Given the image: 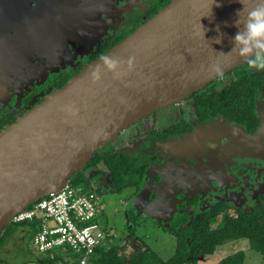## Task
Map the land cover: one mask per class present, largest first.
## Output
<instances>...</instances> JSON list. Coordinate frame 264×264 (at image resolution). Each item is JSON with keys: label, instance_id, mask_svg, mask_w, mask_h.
Segmentation results:
<instances>
[{"label": "flooded vegetation", "instance_id": "af4514ba", "mask_svg": "<svg viewBox=\"0 0 264 264\" xmlns=\"http://www.w3.org/2000/svg\"><path fill=\"white\" fill-rule=\"evenodd\" d=\"M169 1L0 0V105L6 103L0 108V130L121 42ZM248 67L245 69L253 74L263 72ZM233 71L129 125L134 131L125 141L114 142L127 127L113 141L100 146L93 157L98 154L101 160L87 166L92 157L82 171L94 174V182L102 178L105 185L98 181L95 187L96 182L93 185L83 174L86 186L99 197V190L104 189L120 193L127 190V198H132L147 182L151 194L144 206L169 229L180 216L178 229L188 228L196 214L220 206L228 214L259 207L264 191V159L246 150L248 144L243 141L264 124V84L256 90V115L248 123L246 117L235 121L222 113L204 117L193 101L194 95L199 97L207 89V93L220 91ZM25 74L36 77L26 79ZM231 125L235 127L230 131ZM184 136H191L188 145L183 150L181 146L176 148ZM233 141L245 150L230 152ZM129 145L135 148L133 154L126 151ZM114 154H122L142 169L137 184L119 191L104 159ZM128 211L134 214L133 208ZM221 215L211 217L209 226Z\"/></svg>", "mask_w": 264, "mask_h": 264}, {"label": "water", "instance_id": "95a60500", "mask_svg": "<svg viewBox=\"0 0 264 264\" xmlns=\"http://www.w3.org/2000/svg\"><path fill=\"white\" fill-rule=\"evenodd\" d=\"M259 2L170 0L0 130V234L13 214L62 188L126 127L246 63L252 54L241 57L234 38ZM263 134L264 124L246 139Z\"/></svg>", "mask_w": 264, "mask_h": 264}, {"label": "trees", "instance_id": "16d2710c", "mask_svg": "<svg viewBox=\"0 0 264 264\" xmlns=\"http://www.w3.org/2000/svg\"><path fill=\"white\" fill-rule=\"evenodd\" d=\"M244 65L234 69V75L220 91L214 90L207 93L209 91L207 89L205 91L207 95L205 92L199 97L194 95L193 101L200 113L205 115L204 117L212 113H222L227 114V118L230 120L243 121L242 118L244 117L248 119L247 123L253 120L256 115L255 94L257 88L264 84V70L260 74H253L248 72ZM104 159L108 170L118 183L119 191L129 184L134 185V183L139 182L142 169L134 167L133 162L123 157L122 154L107 155ZM100 160L101 156L95 154L87 166L96 165ZM82 170L75 173L78 178L77 181L82 184L75 181L72 183L87 187V180L83 176ZM260 199L262 204L259 207L250 211H239L233 215L228 214L224 206L207 213H198L188 228L178 229L182 223V216L174 219L170 224V229H165L177 241L172 256L167 260L161 259L142 243L143 240L138 237L135 231V226L140 217L129 211L128 223L131 226L127 224V230L131 235L127 238V241L134 247L131 253L124 254L120 251L122 247L114 243V233V235L111 234L107 237L106 245L96 249L90 264H197L199 258L213 254L217 246L225 242L238 240H247L251 250H255L264 256V191ZM220 213H222V219L218 226L215 228L209 226L211 217L213 218ZM22 224L28 226L31 239L36 230V223L25 221ZM244 259V251L239 250L221 258L216 264H243ZM36 261L41 264H54L57 261L61 264H68L65 259L58 255L54 257L44 255L41 258H36Z\"/></svg>", "mask_w": 264, "mask_h": 264}, {"label": "rangeland", "instance_id": "374dc122", "mask_svg": "<svg viewBox=\"0 0 264 264\" xmlns=\"http://www.w3.org/2000/svg\"><path fill=\"white\" fill-rule=\"evenodd\" d=\"M247 65H244L246 68ZM254 68H249L251 70ZM26 73V72H25ZM26 79H31L33 76L31 74H25ZM228 78V76H227ZM5 102L0 105V108L4 107ZM173 108V107H172ZM164 111V110H163ZM235 126H230V131ZM128 129V130H127ZM125 132H122L121 135L114 141H121L122 139L125 141L126 136H129L134 131L133 127H127ZM264 135V134H263ZM125 137V138H124ZM191 136H184L183 140H180V144H175L176 148L181 146L182 150L184 149V145L189 143ZM244 143L248 144L246 150H252L254 155L264 159V136L256 139V142L248 141L245 139ZM121 143V142H120ZM234 143V141H233ZM124 144V142H123ZM140 145H143V142H140ZM232 146L229 150L233 153H242L245 149L238 143L230 144ZM140 147V146H139ZM135 148L132 145L127 146L126 151L129 154L134 153ZM181 150V151H182ZM177 152V151H176ZM178 153V152H177ZM86 170V168H85ZM153 173V170H151ZM82 173L89 178L93 185L98 187V181L101 184L105 185V182L102 178L100 179H92L91 176L94 174H90V172L82 171ZM87 174V175H86ZM77 176L73 174L69 180L71 182L77 181ZM81 181V180H79ZM79 184H82L78 182ZM150 184L144 182L141 191L132 198H127V195L130 192H126L127 190H123L120 192H106V190H99L100 193V203H101V213L98 218L99 224L103 228L113 230L115 233L114 243L120 245L122 248L121 252L124 254H130L132 251V245L127 241V238L130 237V233L128 232V225L131 226L128 222V210L129 208H133L134 215L140 216L138 219V223L135 226V231L138 237H141L143 240L142 243L149 247L153 252H155L161 259L167 260L170 258L176 248V239L170 234L169 231H165L169 226L162 227V222L156 216H151L148 213V207L144 206L145 203L149 202V196L151 194ZM106 192V193H105ZM169 194H165V197H168ZM149 214V215H148ZM234 213L230 211V215ZM154 219V220H153ZM222 217L218 216L211 223V227L215 228L218 226ZM157 220V221H155ZM128 224V225H127ZM242 250L245 253V259L243 264H263L264 256L255 250H251L249 248V244L247 240H238V241H229L225 242L222 245L217 246L216 250L213 254L209 256H205L204 258H199L197 264H216L221 258L225 257L228 254L234 253L236 251ZM44 253H39L35 251L33 248L28 226L26 224L21 223H9L4 227L0 234V263L2 264H41L36 261V258L43 257ZM54 264H61L57 261Z\"/></svg>", "mask_w": 264, "mask_h": 264}, {"label": "built area", "instance_id": "2783aa9c", "mask_svg": "<svg viewBox=\"0 0 264 264\" xmlns=\"http://www.w3.org/2000/svg\"><path fill=\"white\" fill-rule=\"evenodd\" d=\"M100 197L92 188L69 180L11 216V223L35 222L31 237L35 251L55 255L68 264H90L98 247L106 245L113 230L98 222Z\"/></svg>", "mask_w": 264, "mask_h": 264}, {"label": "clouds", "instance_id": "9594fccd", "mask_svg": "<svg viewBox=\"0 0 264 264\" xmlns=\"http://www.w3.org/2000/svg\"><path fill=\"white\" fill-rule=\"evenodd\" d=\"M248 17L249 21L245 26V30L238 32L234 38L236 44L240 46L238 54L241 57L252 54L247 59L249 68L264 70V0H260L256 7L248 11ZM216 42H220L219 38ZM109 63L110 66L114 67L116 62L111 61ZM214 70L216 72L221 71L219 66H216Z\"/></svg>", "mask_w": 264, "mask_h": 264}]
</instances>
